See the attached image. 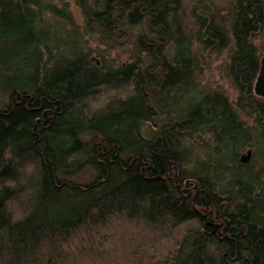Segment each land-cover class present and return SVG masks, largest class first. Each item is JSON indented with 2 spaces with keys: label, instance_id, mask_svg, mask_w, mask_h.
<instances>
[{
  "label": "trees",
  "instance_id": "16d2710c",
  "mask_svg": "<svg viewBox=\"0 0 264 264\" xmlns=\"http://www.w3.org/2000/svg\"><path fill=\"white\" fill-rule=\"evenodd\" d=\"M263 56L264 0H0V264H264Z\"/></svg>",
  "mask_w": 264,
  "mask_h": 264
},
{
  "label": "rangeland",
  "instance_id": "374dc122",
  "mask_svg": "<svg viewBox=\"0 0 264 264\" xmlns=\"http://www.w3.org/2000/svg\"><path fill=\"white\" fill-rule=\"evenodd\" d=\"M71 9H72V16L74 17L75 21L78 24L81 23V18H80L79 13L75 9H73V7H71ZM94 57L95 56H93V59H95ZM219 63H220V61L213 62L211 68L206 71V77L208 80L214 82L215 85L222 86L223 88L228 89L229 88L228 84L219 77V69H218ZM31 73L32 72L27 73V76L30 77L32 75ZM20 78H22V77H20ZM228 93L231 94V91H228ZM2 99L3 98L1 97L0 100H2ZM0 104H1V102H0ZM248 152H249V157L247 156ZM245 157H247V161H245V162H247V163L250 162V159L255 157V155H253V150L252 149H244L240 153V158L243 159Z\"/></svg>",
  "mask_w": 264,
  "mask_h": 264
},
{
  "label": "water",
  "instance_id": "95a60500",
  "mask_svg": "<svg viewBox=\"0 0 264 264\" xmlns=\"http://www.w3.org/2000/svg\"><path fill=\"white\" fill-rule=\"evenodd\" d=\"M255 95L264 99V56L260 60L259 71L253 86ZM249 157V152L247 154ZM243 162L247 161V157L241 159Z\"/></svg>",
  "mask_w": 264,
  "mask_h": 264
}]
</instances>
